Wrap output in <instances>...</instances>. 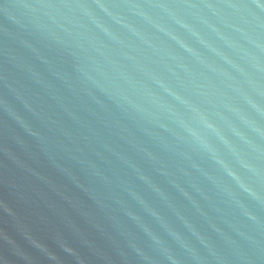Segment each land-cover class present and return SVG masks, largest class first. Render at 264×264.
Returning a JSON list of instances; mask_svg holds the SVG:
<instances>
[{"label":"water","instance_id":"1","mask_svg":"<svg viewBox=\"0 0 264 264\" xmlns=\"http://www.w3.org/2000/svg\"><path fill=\"white\" fill-rule=\"evenodd\" d=\"M0 264H264V0H0Z\"/></svg>","mask_w":264,"mask_h":264}]
</instances>
